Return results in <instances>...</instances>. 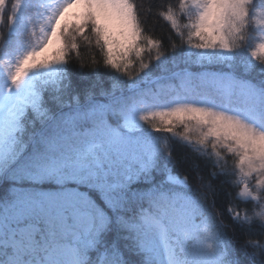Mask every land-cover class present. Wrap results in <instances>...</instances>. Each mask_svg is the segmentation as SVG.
Returning <instances> with one entry per match:
<instances>
[{
	"label": "snow or ice",
	"instance_id": "1",
	"mask_svg": "<svg viewBox=\"0 0 264 264\" xmlns=\"http://www.w3.org/2000/svg\"><path fill=\"white\" fill-rule=\"evenodd\" d=\"M157 8L0 0V264H264V0Z\"/></svg>",
	"mask_w": 264,
	"mask_h": 264
},
{
	"label": "trees",
	"instance_id": "2",
	"mask_svg": "<svg viewBox=\"0 0 264 264\" xmlns=\"http://www.w3.org/2000/svg\"><path fill=\"white\" fill-rule=\"evenodd\" d=\"M137 3H143L145 9L148 10V14L145 17V26L148 28H152L155 26L156 28V33L155 35H160L161 34V25H163L162 20H157L155 16L153 15L154 13L158 12L159 9L157 8V5L163 2V0H136ZM259 3V0H257ZM95 50L93 49H88V48H81L80 51V56L82 58V61L84 64H89L93 58ZM243 208L244 206L241 205ZM225 223H227V220H225Z\"/></svg>",
	"mask_w": 264,
	"mask_h": 264
}]
</instances>
